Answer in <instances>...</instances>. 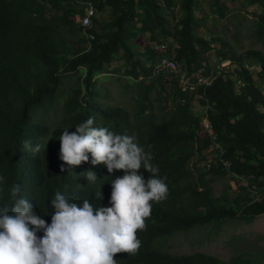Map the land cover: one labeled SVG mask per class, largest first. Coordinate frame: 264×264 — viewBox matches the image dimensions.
Instances as JSON below:
<instances>
[{
	"label": "trees",
	"instance_id": "trees-1",
	"mask_svg": "<svg viewBox=\"0 0 264 264\" xmlns=\"http://www.w3.org/2000/svg\"><path fill=\"white\" fill-rule=\"evenodd\" d=\"M83 1L0 0V206L11 208L14 184L49 224L57 190L78 204L89 199L94 207L111 206L110 182L123 170L94 166L89 154V162L69 171L59 158L62 132L93 117V127L134 136L151 153L168 189L165 199L150 202L146 227L136 233L138 252L117 253V264H256L245 251L223 259L200 251L173 254L157 243L193 228L249 223L264 214V0H243L258 9L249 32L258 46L242 51L235 46L240 22L228 18L229 38L223 28L221 34L210 31L208 17L217 25L229 15L223 0H89L98 12L108 11L107 19L93 17L91 38L76 21ZM199 27L209 36L200 35ZM143 35L148 43L136 53ZM151 43H165L189 76H214L211 84L189 90L174 73L155 70L164 53ZM117 61L122 65L110 69ZM224 61L229 66L217 68ZM109 69L118 80L125 77L130 108L103 101L99 74ZM193 102L206 107L214 141ZM25 141L39 151L33 155ZM210 146L215 156L206 162ZM89 170L97 174L95 183L86 180ZM140 173L145 179L151 175L143 168ZM223 180L216 194L212 183ZM100 191L101 201L94 198Z\"/></svg>",
	"mask_w": 264,
	"mask_h": 264
},
{
	"label": "clouds",
	"instance_id": "clouds-1",
	"mask_svg": "<svg viewBox=\"0 0 264 264\" xmlns=\"http://www.w3.org/2000/svg\"><path fill=\"white\" fill-rule=\"evenodd\" d=\"M93 124L89 117L75 131L65 129L59 138V158L69 171L89 162V154L94 166L104 164L109 173L123 170L124 175L110 182L111 206L94 207L89 199L78 204L57 190L49 224L34 212V203L20 195V185H12L11 208L0 206V264H117V253L138 252L141 242L136 233L146 227L150 202L166 198V178L159 177L151 153L134 136ZM24 148L35 155L40 146L25 141ZM141 168L151 173L147 179L138 174ZM86 180L95 183L97 174L87 171ZM94 198L101 201L102 191Z\"/></svg>",
	"mask_w": 264,
	"mask_h": 264
},
{
	"label": "rangeland",
	"instance_id": "rangeland-1",
	"mask_svg": "<svg viewBox=\"0 0 264 264\" xmlns=\"http://www.w3.org/2000/svg\"><path fill=\"white\" fill-rule=\"evenodd\" d=\"M228 8L229 15L227 18L218 20V24L214 25L213 22L208 17V24L212 34L217 32L221 34V29L223 28L224 34L229 38L232 34V29L226 31L225 26L228 18H232L237 22H240L242 27V32L239 34V38L236 42L237 51H242L243 49L249 47H257L258 45L252 42L250 36V28L253 24V19L255 17V12L258 11L255 5L245 6L243 0H223ZM108 11H102L98 13V19H107ZM202 14V11L197 10L196 15ZM200 35L208 37L209 32L203 27L198 28ZM217 33V34H218ZM222 34V35H224ZM140 42L135 46L134 51L139 53L143 49V44L148 43V36L143 35ZM232 42V41H230ZM209 59H214L213 52L208 54ZM122 65L121 61L115 62L110 69L114 67H120ZM108 70L105 73L99 74L101 77L98 80V85L100 87L101 93L106 95L103 99L105 103H110L112 105H119L126 108H130L132 90L125 89L123 84L125 83V77L121 76L117 79V76L113 70ZM124 67L122 66V71ZM258 67H253V75L256 78V71ZM71 83L70 78L66 81V88ZM192 110L195 112L201 111L196 102L192 104ZM206 160L210 161L212 157L215 156V151L212 148H208L205 151ZM229 183L233 186L232 182ZM226 182L223 180V184L220 181H215L212 183L214 191L219 194L222 188L225 186ZM157 245L164 251L173 254H183L192 252H205L211 255L218 256L220 258L226 259L232 253L238 251H245L249 254V257L256 264H264V214L258 215L252 222H246L244 220H228L219 224L206 225L197 228L190 229L186 232H181L175 234L171 237H167L158 241Z\"/></svg>",
	"mask_w": 264,
	"mask_h": 264
},
{
	"label": "built area",
	"instance_id": "built-area-1",
	"mask_svg": "<svg viewBox=\"0 0 264 264\" xmlns=\"http://www.w3.org/2000/svg\"><path fill=\"white\" fill-rule=\"evenodd\" d=\"M82 9H83V14L76 15V21L79 22V24L83 27L84 31L86 32V36L91 38L92 35L87 30L92 27V19L93 17H96L99 12L95 7V5L89 0H85L82 2ZM151 45L155 48V50H159L164 53V55L156 62L155 70L163 69L174 73L177 76L179 85L189 90H194L200 86H208L211 84L214 76L212 75L206 76L198 72L193 77V76H189L182 68H180L179 64L176 62L174 57L172 55L170 56L167 54V45L165 43L162 44L151 43ZM228 66H229V61H224L221 63L220 66H217V68L221 69L222 67H228ZM237 84H240L239 80L237 81ZM205 111H206V107L205 109L201 108L200 113H203L202 121H203L204 130L209 134L211 139L214 141L215 134L213 133L210 121L208 120L206 114H204ZM210 148H212V146H210ZM224 164L227 163L224 162Z\"/></svg>",
	"mask_w": 264,
	"mask_h": 264
}]
</instances>
